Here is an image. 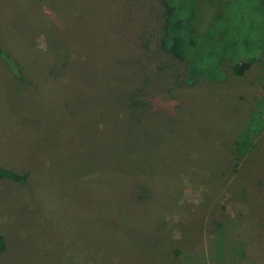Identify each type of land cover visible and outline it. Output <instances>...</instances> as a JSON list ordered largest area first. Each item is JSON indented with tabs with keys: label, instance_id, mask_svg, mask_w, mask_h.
Here are the masks:
<instances>
[{
	"label": "rangeland",
	"instance_id": "rangeland-1",
	"mask_svg": "<svg viewBox=\"0 0 264 264\" xmlns=\"http://www.w3.org/2000/svg\"><path fill=\"white\" fill-rule=\"evenodd\" d=\"M162 1L0 0V167L27 180L0 177V264H264V138L234 151L262 66L187 86L141 41Z\"/></svg>",
	"mask_w": 264,
	"mask_h": 264
},
{
	"label": "trees",
	"instance_id": "trees-1",
	"mask_svg": "<svg viewBox=\"0 0 264 264\" xmlns=\"http://www.w3.org/2000/svg\"><path fill=\"white\" fill-rule=\"evenodd\" d=\"M197 1L163 0L162 25L159 29H145L141 35L145 49L157 53L165 51L183 62L186 74L181 77L191 87L202 81L226 83L229 74L247 76L261 64L259 87L264 89V0H211L217 14L205 33L199 34L201 37L191 27L192 8ZM0 57L23 77L22 64L10 51L0 46ZM137 95L129 96L133 106H140L136 104ZM251 103V115L244 129L234 135L237 160L259 152L264 138V93L254 96ZM0 177L27 183L26 177L2 166ZM7 249V235L0 234L1 259Z\"/></svg>",
	"mask_w": 264,
	"mask_h": 264
},
{
	"label": "crops",
	"instance_id": "crops-1",
	"mask_svg": "<svg viewBox=\"0 0 264 264\" xmlns=\"http://www.w3.org/2000/svg\"><path fill=\"white\" fill-rule=\"evenodd\" d=\"M262 89V88H261ZM264 91V89H262ZM264 92H260L259 94H263ZM249 107H250V104H249Z\"/></svg>",
	"mask_w": 264,
	"mask_h": 264
}]
</instances>
